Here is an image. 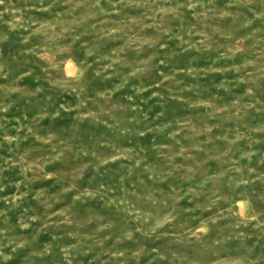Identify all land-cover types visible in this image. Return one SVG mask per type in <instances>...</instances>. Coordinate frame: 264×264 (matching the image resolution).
Returning <instances> with one entry per match:
<instances>
[{"label":"rangeland","instance_id":"1","mask_svg":"<svg viewBox=\"0 0 264 264\" xmlns=\"http://www.w3.org/2000/svg\"><path fill=\"white\" fill-rule=\"evenodd\" d=\"M0 264H264V0H0Z\"/></svg>","mask_w":264,"mask_h":264}]
</instances>
